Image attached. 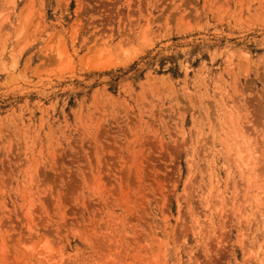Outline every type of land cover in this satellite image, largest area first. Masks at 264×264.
I'll return each instance as SVG.
<instances>
[{
  "label": "rangeland",
  "instance_id": "obj_1",
  "mask_svg": "<svg viewBox=\"0 0 264 264\" xmlns=\"http://www.w3.org/2000/svg\"><path fill=\"white\" fill-rule=\"evenodd\" d=\"M263 185L264 0H0V264H258Z\"/></svg>",
  "mask_w": 264,
  "mask_h": 264
},
{
  "label": "bare ground",
  "instance_id": "obj_2",
  "mask_svg": "<svg viewBox=\"0 0 264 264\" xmlns=\"http://www.w3.org/2000/svg\"><path fill=\"white\" fill-rule=\"evenodd\" d=\"M238 150H239V149H238ZM248 151H249V150H248ZM242 159H243V158H242ZM243 160H244V159H243ZM243 160H242V161H243ZM242 161L240 160L239 163H240V162L242 163ZM248 162H250V161H248ZM237 165H238V163H237ZM242 166H246L245 163L242 164V165H240V168H241ZM242 168H243V167H242ZM244 172H245V171H244ZM211 174H213V173H211ZM214 174H215V173H214ZM203 176H204V175H203ZM213 177H214V176H213ZM27 181H28V180H27ZM28 182H29V181H28ZM214 186H215V185H214ZM215 187H216V186H215ZM263 187H264V185H263ZM213 188H214V187H213ZM209 189H210V188H209ZM211 190H212V189H211ZM207 192L210 193L211 191L209 190V191H207ZM205 193H206V192H205ZM201 195H202V194H201ZM204 196H205V194H204ZM25 197H26V196H25ZM257 197H258V196H257ZM203 201H204V200H203ZM28 202H29V201H28ZM256 202H257V201H256ZM207 205H208V204H207ZM207 205H206V206H207ZM206 206H205V207H206ZM239 206H240V205H239ZM260 209H261V208H259V210H260ZM257 210H258V209H257ZM238 213H239V212H238ZM238 213H237V214H238ZM237 214H236V215H237ZM259 215L261 216V217L259 218L260 220H259V221L256 220V219H255V220L258 221V222L260 223V221H262L261 219H263V221H262V224H263V223H264V211H263V209H261ZM258 217H259V216H258ZM196 218H197V223H198V221H199L198 218H199V217H196ZM208 218H209V217H208ZM256 218H257V217H256ZM252 220H253V219H252ZM252 220H251V221H252ZM255 220H254V221H255ZM260 224H261V223H260ZM251 225H252V224H251ZM263 226H264V225H263ZM250 227H251V226H250ZM199 229H200V227H199ZM31 231H32V230H31ZM38 243H39V242H38ZM40 243H41V242H40ZM37 245H38V244H37ZM260 253H261V251H260ZM260 253H256V256H255V257L257 258L256 262H257L258 264H264V257L262 256L263 259H261V255H260ZM47 260H48V259H47ZM254 260H255V258H254ZM45 261H46V260H45Z\"/></svg>",
  "mask_w": 264,
  "mask_h": 264
}]
</instances>
